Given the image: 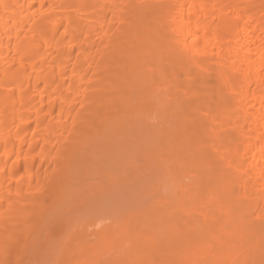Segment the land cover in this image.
<instances>
[{"label": "bare ground", "instance_id": "1", "mask_svg": "<svg viewBox=\"0 0 264 264\" xmlns=\"http://www.w3.org/2000/svg\"><path fill=\"white\" fill-rule=\"evenodd\" d=\"M0 264H264V0H0Z\"/></svg>", "mask_w": 264, "mask_h": 264}]
</instances>
